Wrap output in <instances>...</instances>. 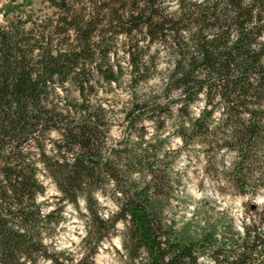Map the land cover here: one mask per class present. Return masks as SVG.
I'll return each instance as SVG.
<instances>
[{
  "label": "trees",
  "instance_id": "16d2710c",
  "mask_svg": "<svg viewBox=\"0 0 264 264\" xmlns=\"http://www.w3.org/2000/svg\"><path fill=\"white\" fill-rule=\"evenodd\" d=\"M4 1L0 264H96L117 233L120 264H264V203L239 229L192 218L176 231L168 216L175 162L196 146L218 191L264 193V0H39L42 17ZM160 53V91L131 93L110 143L116 104L100 84L147 83ZM44 180L59 194L50 210ZM65 205L85 223L76 260L57 249Z\"/></svg>",
  "mask_w": 264,
  "mask_h": 264
},
{
  "label": "rangeland",
  "instance_id": "374dc122",
  "mask_svg": "<svg viewBox=\"0 0 264 264\" xmlns=\"http://www.w3.org/2000/svg\"><path fill=\"white\" fill-rule=\"evenodd\" d=\"M7 2L0 0V25L4 24L2 18V11ZM17 4L24 6L25 11L33 12L36 16L42 17L46 10L39 0H17ZM121 55V54H120ZM121 63L125 60L120 59ZM125 72L128 68L123 64ZM157 71L153 74L152 78L147 83H142L136 86L133 90L128 88L127 77L121 81L120 85H114L111 88L100 84L99 98H106L110 101L111 106L116 104V110L111 114L113 117V126L110 131V143H114L121 138L122 134V116L119 110L122 106H126L131 93H135L138 98L147 97L150 93H158L161 89V77L167 69L165 55L160 53L156 62ZM132 91V92H131ZM173 99L176 95L172 96ZM202 102L191 107V112L195 116L201 109ZM148 131L152 130L149 123H144ZM54 137V135H52ZM180 142L177 139L171 140V148L178 149ZM191 159L180 156L175 162V172L180 177V185L174 193L171 202L172 209L168 215L175 222L174 229L181 230L186 222L195 218L201 225L206 227H217L221 224H231L234 228L239 229L241 222L245 219L247 208L250 205L260 207L264 203V193H259L253 200L249 198L239 197L228 185H222L223 191H218V186L211 182L204 173V161L206 151L201 146H196L191 150ZM209 156L215 158V162L221 160L228 163V158L231 155L223 154L222 152L215 153L209 152ZM46 192L43 197L39 198L40 202L48 204L47 209H51L57 200L53 197H58L54 186L48 180H44ZM83 203H79L82 208ZM107 209L109 212L113 211L112 205L108 204ZM63 222L59 226L57 234V249L59 251L67 252L74 260L79 259L82 253L81 240L85 236V223L78 217L76 212L70 205H65L63 209ZM118 232L122 230L118 226ZM120 249V236L117 233L114 237L104 242L95 257L96 264H120L117 259L116 250Z\"/></svg>",
  "mask_w": 264,
  "mask_h": 264
}]
</instances>
